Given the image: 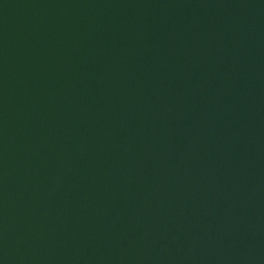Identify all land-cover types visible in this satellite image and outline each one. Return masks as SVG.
<instances>
[{
	"label": "water",
	"instance_id": "obj_1",
	"mask_svg": "<svg viewBox=\"0 0 264 264\" xmlns=\"http://www.w3.org/2000/svg\"><path fill=\"white\" fill-rule=\"evenodd\" d=\"M0 264H264V0H0Z\"/></svg>",
	"mask_w": 264,
	"mask_h": 264
}]
</instances>
